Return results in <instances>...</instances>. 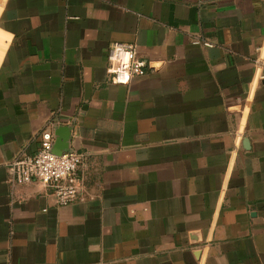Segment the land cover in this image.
Segmentation results:
<instances>
[{"label": "crops", "instance_id": "0c3cea01", "mask_svg": "<svg viewBox=\"0 0 264 264\" xmlns=\"http://www.w3.org/2000/svg\"><path fill=\"white\" fill-rule=\"evenodd\" d=\"M61 126L67 205L8 170ZM0 264H264V0H0Z\"/></svg>", "mask_w": 264, "mask_h": 264}, {"label": "built area", "instance_id": "2783aa9c", "mask_svg": "<svg viewBox=\"0 0 264 264\" xmlns=\"http://www.w3.org/2000/svg\"><path fill=\"white\" fill-rule=\"evenodd\" d=\"M106 60L112 83L128 84L132 78L146 73L147 64L138 56L133 43L112 42L107 48ZM52 143V132L42 131L34 153L20 154L9 163L10 179L19 183L38 180L52 189L57 205H67L81 197L78 170L83 156L73 149L55 155L51 152Z\"/></svg>", "mask_w": 264, "mask_h": 264}, {"label": "water", "instance_id": "95a60500", "mask_svg": "<svg viewBox=\"0 0 264 264\" xmlns=\"http://www.w3.org/2000/svg\"><path fill=\"white\" fill-rule=\"evenodd\" d=\"M63 133V138H60V134ZM55 137L53 138V143L51 147V152L55 155H60L64 151L68 150V139L70 136V129L68 127H59L55 132H54Z\"/></svg>", "mask_w": 264, "mask_h": 264}]
</instances>
